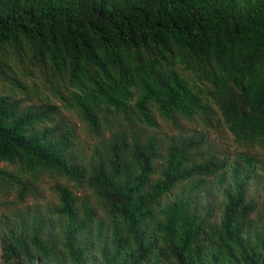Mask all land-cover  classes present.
<instances>
[{
  "label": "trees",
  "instance_id": "1",
  "mask_svg": "<svg viewBox=\"0 0 264 264\" xmlns=\"http://www.w3.org/2000/svg\"><path fill=\"white\" fill-rule=\"evenodd\" d=\"M0 81V264H264V0H0Z\"/></svg>",
  "mask_w": 264,
  "mask_h": 264
},
{
  "label": "rangeland",
  "instance_id": "2",
  "mask_svg": "<svg viewBox=\"0 0 264 264\" xmlns=\"http://www.w3.org/2000/svg\"><path fill=\"white\" fill-rule=\"evenodd\" d=\"M26 85L29 88V95L31 96V103H37L39 101V99L44 98L45 96L50 94V90L48 88V85L45 84V82H43L42 80H38L36 78H28L25 80ZM6 86V89L8 88L7 82L6 81H0V90H2V88H4ZM58 103V102H57ZM76 119H74L75 121ZM187 128L189 129V131H195V130H200V127H198L197 125L194 124H188ZM165 130L169 131V132H173L175 133L176 131H172L170 129H168L167 127H165ZM209 138L211 140V142H213L216 147H218L219 149L228 151V153L231 154V156L233 154H235L236 151L240 150L238 149V147L236 146V144H234V142L232 141V137L230 135V133L225 130V129H221L220 131H213L209 133ZM48 195V194H47Z\"/></svg>",
  "mask_w": 264,
  "mask_h": 264
}]
</instances>
